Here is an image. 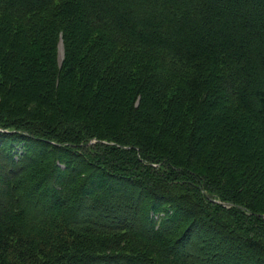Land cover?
I'll return each instance as SVG.
<instances>
[{
	"label": "trees",
	"instance_id": "1",
	"mask_svg": "<svg viewBox=\"0 0 264 264\" xmlns=\"http://www.w3.org/2000/svg\"><path fill=\"white\" fill-rule=\"evenodd\" d=\"M0 264H264V0H0Z\"/></svg>",
	"mask_w": 264,
	"mask_h": 264
},
{
	"label": "rangeland",
	"instance_id": "2",
	"mask_svg": "<svg viewBox=\"0 0 264 264\" xmlns=\"http://www.w3.org/2000/svg\"><path fill=\"white\" fill-rule=\"evenodd\" d=\"M59 53H60V56H59L60 61H62V60H63V56H64V50H63V46H62V45L60 46V51H59Z\"/></svg>",
	"mask_w": 264,
	"mask_h": 264
}]
</instances>
